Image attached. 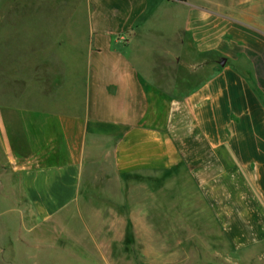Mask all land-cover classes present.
I'll return each mask as SVG.
<instances>
[{
    "label": "crops",
    "instance_id": "0c3cea01",
    "mask_svg": "<svg viewBox=\"0 0 264 264\" xmlns=\"http://www.w3.org/2000/svg\"><path fill=\"white\" fill-rule=\"evenodd\" d=\"M87 3L74 70L0 106V264H31L69 208L137 225L121 202L147 190L169 225L151 264H264V3Z\"/></svg>",
    "mask_w": 264,
    "mask_h": 264
},
{
    "label": "rangeland",
    "instance_id": "374dc122",
    "mask_svg": "<svg viewBox=\"0 0 264 264\" xmlns=\"http://www.w3.org/2000/svg\"><path fill=\"white\" fill-rule=\"evenodd\" d=\"M230 1L241 8L255 7L257 1L264 3V0H223ZM87 23V0H0V106H7L10 101L22 107L23 79L31 78L33 73L38 82L43 73L59 81L72 72L71 64L75 65L82 55ZM35 88L32 83L29 85L31 91ZM35 98L39 101L38 95ZM90 180L115 181L111 176L101 175H90ZM159 193L162 195H158V216L151 212L154 190L143 191L137 201L128 199L131 203L122 200L125 204L123 208L120 206L122 212L141 206L143 220L137 225L126 223L120 232L107 229L113 224L99 223L96 218L93 221L97 209L94 206L83 218L74 207L65 210L59 217L63 230L48 231L46 240L40 244L32 235L31 242L36 247L30 249L23 262L30 258L31 264H151L156 258L152 256V248L162 246V238H152L151 232H165L169 227L166 220L160 219L166 216V192ZM178 193L181 196L182 192ZM113 194L116 198L113 201L121 200L119 193ZM130 194L133 197L135 192ZM152 216L159 221L152 222Z\"/></svg>",
    "mask_w": 264,
    "mask_h": 264
},
{
    "label": "water",
    "instance_id": "95a60500",
    "mask_svg": "<svg viewBox=\"0 0 264 264\" xmlns=\"http://www.w3.org/2000/svg\"><path fill=\"white\" fill-rule=\"evenodd\" d=\"M224 61V60H223ZM225 62H222L221 64L224 65Z\"/></svg>",
    "mask_w": 264,
    "mask_h": 264
}]
</instances>
